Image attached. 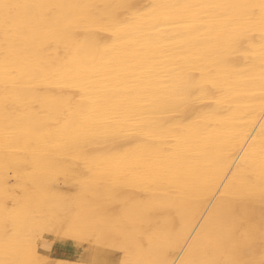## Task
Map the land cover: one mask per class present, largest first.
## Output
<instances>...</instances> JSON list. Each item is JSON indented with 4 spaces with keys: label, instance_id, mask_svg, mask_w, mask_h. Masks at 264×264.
I'll return each mask as SVG.
<instances>
[{
    "label": "bare ground",
    "instance_id": "bare-ground-1",
    "mask_svg": "<svg viewBox=\"0 0 264 264\" xmlns=\"http://www.w3.org/2000/svg\"><path fill=\"white\" fill-rule=\"evenodd\" d=\"M5 3L0 261L260 264L264 0Z\"/></svg>",
    "mask_w": 264,
    "mask_h": 264
},
{
    "label": "snow or ice",
    "instance_id": "snow-or-ice-1",
    "mask_svg": "<svg viewBox=\"0 0 264 264\" xmlns=\"http://www.w3.org/2000/svg\"><path fill=\"white\" fill-rule=\"evenodd\" d=\"M13 7H17V6L6 4V3L0 4V8H3L5 10V32L4 34H5L6 39L12 35L11 28L8 25V17H9V10L12 9ZM109 7L127 10V9H130L132 5L121 3V4L111 5ZM261 8L264 9V5H261ZM118 23L119 22H117V26H118ZM113 31H115V28L113 29ZM261 120L264 121V116H261ZM160 123H164V121H160ZM7 179H10V177H6V181ZM203 218L204 217H201V219ZM192 239H193V236L190 235L188 237V240L191 241ZM10 240H11V236L6 232L5 243L7 244ZM189 247H190V244L185 243L181 248V252H184ZM50 252H51L50 243L47 240H44L43 237H41L40 242L35 246L34 252L31 250V245L28 243L26 247L24 248V250L18 253L15 256V258L5 259L3 261H0V264H61L60 261L50 258ZM122 264H126V262H122ZM158 264H169V262L162 261V262H158ZM172 264H175V262H172ZM180 264H190V262L188 260H184V261H181ZM260 264H264V259L261 260Z\"/></svg>",
    "mask_w": 264,
    "mask_h": 264
}]
</instances>
